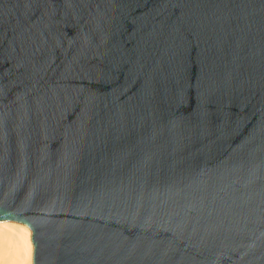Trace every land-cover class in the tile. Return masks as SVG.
I'll list each match as a JSON object with an SVG mask.
<instances>
[{
	"label": "water",
	"instance_id": "95a60500",
	"mask_svg": "<svg viewBox=\"0 0 264 264\" xmlns=\"http://www.w3.org/2000/svg\"><path fill=\"white\" fill-rule=\"evenodd\" d=\"M0 236L264 264V0H0Z\"/></svg>",
	"mask_w": 264,
	"mask_h": 264
},
{
	"label": "bare ground",
	"instance_id": "6f19581e",
	"mask_svg": "<svg viewBox=\"0 0 264 264\" xmlns=\"http://www.w3.org/2000/svg\"><path fill=\"white\" fill-rule=\"evenodd\" d=\"M0 264H26L13 246L0 236Z\"/></svg>",
	"mask_w": 264,
	"mask_h": 264
}]
</instances>
